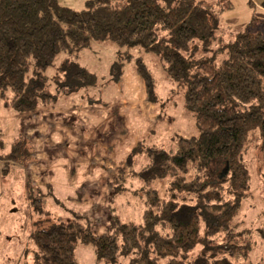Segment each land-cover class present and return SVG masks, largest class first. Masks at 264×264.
<instances>
[{
	"label": "trees",
	"instance_id": "obj_1",
	"mask_svg": "<svg viewBox=\"0 0 264 264\" xmlns=\"http://www.w3.org/2000/svg\"><path fill=\"white\" fill-rule=\"evenodd\" d=\"M219 13L209 0H85L80 10L60 0H0V91L21 97L27 85L41 86L29 82L28 69L51 65L65 39L60 23L73 22L89 27L95 41L159 56L169 78L184 86V109L197 129L194 136H179L173 153L139 145L128 155L127 164L136 154L147 159L137 173L145 187L139 224L109 214V232L95 234L86 215L53 217L27 184L31 232L18 264L28 255L31 264H77L75 248L88 244L96 264H243L251 229H239L233 220L251 194L245 158L264 146V18L252 15L226 39ZM136 68L147 100L156 102L151 73L141 60ZM62 69L84 84L89 79L75 61ZM110 69L117 81L121 66ZM22 150L16 138L5 152L0 134L1 161L18 162ZM219 159L226 170L213 179L211 164Z\"/></svg>",
	"mask_w": 264,
	"mask_h": 264
},
{
	"label": "crops",
	"instance_id": "obj_2",
	"mask_svg": "<svg viewBox=\"0 0 264 264\" xmlns=\"http://www.w3.org/2000/svg\"><path fill=\"white\" fill-rule=\"evenodd\" d=\"M262 15L259 17L264 18V13ZM60 26L65 32V39L59 42V51L51 65L44 70L32 67L28 69L29 82L40 81L42 85L34 88L27 85L21 97L15 96L7 88L0 91V134L4 151L9 152L14 139L20 138L23 141V150L18 162L0 160V264H18L22 256L23 243L31 232L27 184L34 185V180H37L38 170L36 161L33 160L42 154L43 140L45 142L43 147L49 150H53L55 145L65 147L81 166L89 169L90 159L87 155L85 157V154L95 153L89 146L90 140L96 138V132L106 131L108 134L112 129L108 125L112 113L105 118V110L101 107L103 102L119 105V112L125 118L127 132L129 130L136 140L140 137L141 142V139L150 135L154 145L159 141L163 142L161 138L163 121L154 124L141 113L148 101L143 78L137 73L134 63L137 58L142 59L155 80L154 90L158 97L156 102L149 104L158 112L157 106L167 100L166 93L176 85L163 67L161 71L159 56L140 48L119 52L120 50H117L119 46L111 41L93 40L87 26L73 22L60 23ZM110 49L117 51L110 54L107 51ZM116 53L122 54L120 60L116 59ZM104 54L108 57L103 61ZM66 61H75L85 70L89 76L85 84L78 81V78L81 79L80 75H75L74 72L66 75L62 72V66ZM116 62H119L122 70L129 65L126 76L119 86L109 79L111 65ZM56 73L61 77L65 74L70 82L56 80ZM61 83L65 85L59 88ZM90 120L94 124L93 127L89 126ZM74 123L79 125L75 126ZM163 125L166 126L164 123ZM76 137L80 138L81 143L74 141ZM27 141L29 143L24 145ZM145 144L138 143L137 146ZM128 148L131 146L122 152L126 154ZM23 157H28L26 162L22 161ZM127 157L126 166L132 163L127 164ZM97 158L101 159L98 155ZM98 175L101 176V173ZM47 187L50 188L51 185ZM99 194L101 190H96L93 196Z\"/></svg>",
	"mask_w": 264,
	"mask_h": 264
},
{
	"label": "rangeland",
	"instance_id": "obj_3",
	"mask_svg": "<svg viewBox=\"0 0 264 264\" xmlns=\"http://www.w3.org/2000/svg\"><path fill=\"white\" fill-rule=\"evenodd\" d=\"M209 1L217 2V8L220 9V24L225 31L223 34L226 35L224 36L226 39H232L231 33L242 29L250 21L252 15L259 17L263 16L264 13L261 6L264 0H227L231 7L228 6L229 3L226 0ZM84 2L85 0H60L61 5L75 10L82 9ZM117 48V50H120L119 52L127 50L123 47ZM117 50L110 49L107 51L111 54ZM105 55H102L103 61L108 57L107 55L105 57ZM116 55V59L120 60L122 54L116 53ZM218 57L221 59L222 54H219ZM137 60L142 61V59L137 58L134 63ZM158 60L161 71L162 67L165 71L163 62L159 58ZM128 67L129 65L122 70L123 73L117 81L109 76L110 81L117 85L121 83L124 76H126ZM62 72H64V69H62ZM137 73L139 72L137 71ZM55 79L70 82L65 74L61 77L59 73H56ZM184 91V86L177 84L175 88L168 90L166 93L167 100L157 106L158 112L154 111L151 107L153 103L148 100L145 109L141 110V113L149 121H153L154 124L163 121L161 123L164 127L161 134L163 142L159 141L157 145L151 142L150 135L141 139V142L140 137L138 138L139 141L136 140L129 130L127 132L125 118L119 112V105L113 101L111 102L114 104L102 102L101 107L104 108L106 113L104 115L102 111V115L107 118L112 113L111 121L108 123L112 129L108 134L106 131L100 132L97 129L96 138L90 140L89 146L95 150V153L85 154V157L87 155L90 159L89 169L81 166L65 147L55 145L53 150L43 147L45 146L43 140L41 142L42 154L37 155V158L33 160L36 161L38 171L37 180H34V185L31 187V195L40 197L43 200L44 207L56 219H66L72 217L75 213L86 215L88 226L95 234L109 232L107 224L109 214H116L124 221L139 224L144 209L145 196L143 190L145 187L144 183L138 179L137 173L146 165L147 160L144 154H136L133 158L134 162L126 166V157L133 147H137L138 143H147L144 146L164 147L170 153H173L178 147L177 138L179 136L188 138L196 135L197 129L192 115L184 109ZM112 115L114 116L112 117ZM74 125L79 124L74 123ZM90 125L91 127L94 126L92 120H90ZM153 134H155L154 131ZM143 135L141 134V136ZM74 141L81 143L80 138L77 139V137ZM27 143L29 141L24 142V145ZM130 146L131 148H128V152L124 154L122 151ZM97 155L101 159H98ZM27 159L28 157H23L22 161L26 162ZM245 159H247L252 176L249 188L251 194L243 200L241 210L233 221L238 223L239 229H251L252 248L243 260V264H264V146L259 148L257 153L253 152L247 155ZM211 169L213 179L220 175L224 176L226 170L225 160L219 159L212 162ZM99 172L101 176L98 175ZM47 184L51 185V189L47 187L50 186ZM96 190H101V194L93 196ZM208 217L211 219L212 214L208 213ZM197 251L198 248H195L192 253L196 254ZM74 256L77 264H96V255L91 244L77 246L74 250ZM23 262L31 264V255H28L25 261L22 259V264ZM117 264L129 263L126 259H121ZM159 264H167V260L162 259Z\"/></svg>",
	"mask_w": 264,
	"mask_h": 264
}]
</instances>
